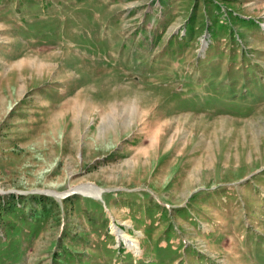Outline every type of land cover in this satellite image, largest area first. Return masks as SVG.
<instances>
[{
    "label": "rangeland",
    "instance_id": "obj_1",
    "mask_svg": "<svg viewBox=\"0 0 264 264\" xmlns=\"http://www.w3.org/2000/svg\"><path fill=\"white\" fill-rule=\"evenodd\" d=\"M0 264H264V0H0Z\"/></svg>",
    "mask_w": 264,
    "mask_h": 264
},
{
    "label": "bare ground",
    "instance_id": "obj_2",
    "mask_svg": "<svg viewBox=\"0 0 264 264\" xmlns=\"http://www.w3.org/2000/svg\"><path fill=\"white\" fill-rule=\"evenodd\" d=\"M81 192H85V193H96V190L90 187H81L80 190ZM57 195V194H56ZM67 195V194H66ZM59 196V195H58ZM119 234V233H118Z\"/></svg>",
    "mask_w": 264,
    "mask_h": 264
},
{
    "label": "trees",
    "instance_id": "obj_3",
    "mask_svg": "<svg viewBox=\"0 0 264 264\" xmlns=\"http://www.w3.org/2000/svg\"><path fill=\"white\" fill-rule=\"evenodd\" d=\"M94 199H96V198H94Z\"/></svg>",
    "mask_w": 264,
    "mask_h": 264
}]
</instances>
